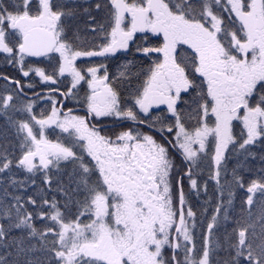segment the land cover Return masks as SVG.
Instances as JSON below:
<instances>
[{
    "label": "snow or ice",
    "instance_id": "snow-or-ice-1",
    "mask_svg": "<svg viewBox=\"0 0 264 264\" xmlns=\"http://www.w3.org/2000/svg\"><path fill=\"white\" fill-rule=\"evenodd\" d=\"M0 264H264V0H0Z\"/></svg>",
    "mask_w": 264,
    "mask_h": 264
}]
</instances>
